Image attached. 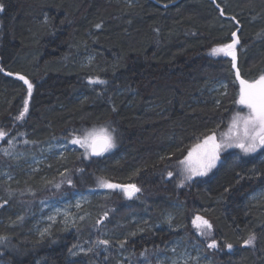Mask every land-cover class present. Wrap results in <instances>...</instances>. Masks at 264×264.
Here are the masks:
<instances>
[{"label": "trees", "instance_id": "16d2710c", "mask_svg": "<svg viewBox=\"0 0 264 264\" xmlns=\"http://www.w3.org/2000/svg\"><path fill=\"white\" fill-rule=\"evenodd\" d=\"M0 4V129L6 140H17L25 161L40 159L35 173L25 176L17 167L14 176L2 179L8 191L17 192L19 181L20 188L37 187L36 181L55 164L54 153L41 154L55 144L66 149L58 169L83 166L76 161L83 150L70 140L107 129L115 147L97 159L83 156L84 186L93 190L96 180L104 179L134 184L141 191L122 219L103 230V237L96 236V241H110L106 248L99 246L102 250L143 255L150 264H176L167 254L178 245L192 256L207 255L209 264H264V148L252 156L232 150L214 172L179 186L184 167L179 162L213 133L217 143L224 140L232 115L242 108L234 103L239 86L231 62L214 57L211 50L230 43L238 30L241 77L254 80L264 74V0ZM18 75L33 84L31 97ZM97 77L107 83H89ZM25 100L28 112L16 120ZM6 161L0 159V178ZM5 201L0 209V237L5 238L0 240V264H111L112 255L105 253L104 261L99 247L88 251L95 241L89 233L62 224L67 216L45 214L50 229L44 235L32 231L50 202L24 213L7 196L1 199ZM98 202L92 204L97 209ZM92 205L82 211L96 215ZM196 216L212 224L218 245L212 252L191 232ZM94 218L98 223L99 217ZM252 233L257 236L254 246H245Z\"/></svg>", "mask_w": 264, "mask_h": 264}, {"label": "rangeland", "instance_id": "374dc122", "mask_svg": "<svg viewBox=\"0 0 264 264\" xmlns=\"http://www.w3.org/2000/svg\"><path fill=\"white\" fill-rule=\"evenodd\" d=\"M238 46L239 44L236 46L237 56ZM213 56L216 58L222 57L228 59V57H225L223 54ZM221 85L222 89L226 88V85H224L223 83ZM223 93H225V90L223 91ZM237 112L243 115L247 113V109H244L242 107L240 110L236 111V113ZM236 113L232 115V119L236 115ZM232 119L230 120V125ZM229 128L226 130V134L229 133ZM99 132L100 131H98L97 133ZM78 148L83 150V152L81 155L77 156L76 161L78 164L82 163L83 166L78 165L76 169L68 170L72 169V166L67 165L64 168L58 169V166L56 167V163H58L57 160L65 159L66 149L62 145L57 146V144H55L53 146H50L49 150L44 151L41 154L44 156H49L50 154L54 153L55 164L54 168L48 166L46 175L42 176L40 179L39 177L41 175H37V178L39 179L38 181H36L37 187L29 184L20 188V183L22 184V182L19 181V184H16L19 187L17 188V192L11 189L8 191L1 183L2 179L3 181H5L7 180V178L14 176L17 167L21 169L20 171L25 176L29 173H35L37 171L36 164L40 159L33 156L29 160H27L28 162L25 161L24 159L26 158V156L21 152V150H19L17 140H12L11 145H9L8 140H6V138L4 137L2 140H0V159L7 160L5 166H7L8 168L6 169L3 178H0V203L3 204V207H6L7 203L1 202V199L2 197L7 196L14 208H20L22 211H24V213H26L27 210L28 212L32 210L35 205L41 206L46 205L47 202H50L51 208H48L46 211L41 209V212L39 213L37 221L34 225V229H32L33 232H46L48 229H50V227H48L47 223H45V220L49 217L53 218L58 215V217L60 218L67 216L68 218L61 220L62 224L66 225V222L70 223L71 226L75 224L79 233L86 234L87 232L90 234L91 238L94 239L96 238V236L103 237L104 231L107 228L112 229L113 222L119 219L121 220L124 211L130 209L131 206L135 205V203L139 200H136L137 193H135V195H133L131 199H129L125 194L123 186H128L130 184L120 185L118 183L111 182L122 187H118L115 189L102 188L98 183L101 179H97L95 189L89 190L88 187H85L84 178L83 176H80V173L84 172L83 167L84 164H87V159L83 158V156H85V150L79 146ZM262 149L263 148H258L256 152L246 155L236 147L222 148L219 152V159L222 160L225 155L232 150H238L244 156H252L259 153ZM5 150H7V154H5ZM87 157H90V155H88ZM212 172H214V170ZM69 180L71 181V184L68 183ZM56 185H59V187L57 188ZM8 187L11 188L10 185ZM96 202H98V204L100 203L98 209L92 205ZM129 202L131 204H129ZM88 205H92L91 208L95 210L96 215H90L87 213V211H82ZM3 207H0V209ZM136 209H138V207H136ZM45 214H47V216L49 217L43 218L42 216ZM105 214L107 215L105 216ZM94 216L99 217V221H101V223H97L98 219L96 220ZM107 220H109L110 223H108L106 227H103L104 223ZM63 231L64 228L61 229V233ZM191 232L204 243L205 248H207L209 252H212L214 250L207 247V245L212 240H215L213 236V229L210 235H200L197 228L192 224ZM95 241H93V243L89 245V248L92 249L94 245H96L97 241ZM88 243L89 241L86 240V245ZM98 249L101 251V255H103L104 261H107L108 259L105 256V253L112 255L113 258L110 261L111 264H150L146 259L143 258V255H127L125 252L113 254L109 249L102 250L100 247ZM187 250L188 249L186 247L175 245V247L173 248L170 247V254H167V257L170 261H172V263L176 264H178L177 262H180L181 264H190L192 259L194 261V264H202L204 262L209 264L210 262H212V259L207 255L197 254L192 256L190 252H187ZM161 259H164V255L161 256Z\"/></svg>", "mask_w": 264, "mask_h": 264}, {"label": "snow or ice", "instance_id": "6c2138e0", "mask_svg": "<svg viewBox=\"0 0 264 264\" xmlns=\"http://www.w3.org/2000/svg\"><path fill=\"white\" fill-rule=\"evenodd\" d=\"M219 7V5H217ZM4 11V6L0 4V12ZM223 15V10H221ZM234 19V18H233ZM47 23V17L45 18ZM97 28L100 25L96 26ZM233 40L230 43H225L220 47L213 48L211 50L212 55L223 54L225 57H230L232 61V67L236 68L237 54L236 46L239 44V39L236 38V32L232 33ZM0 71H4L0 68ZM11 74V73H8ZM235 78L239 81V92L238 98L234 103L247 109L246 114H240L239 112L233 117L229 128V133L226 134V138L220 142H216L215 133L209 135L193 147L184 160L179 163L184 165L181 175L183 179L180 181L179 186H184L185 180H191L195 176H206L213 168L216 167L217 161L219 160V152L222 148L236 147L239 148L243 153L250 154L257 151L258 148H264V74H261L257 79L248 80L241 77L239 70L235 73ZM18 79L22 80L27 85V95L31 97L33 91V84L25 78L23 75H18ZM90 84L105 85L107 81L97 78H90ZM28 112V100L24 102V109L16 116V120H23L25 114ZM114 131V130H112ZM7 133L0 129V140H2ZM12 140H8V144L11 145ZM28 143V141H25ZM70 143L78 145L85 150V156H102L105 152H108L115 147L114 137L112 132L107 129H101L99 133L95 131L86 132L82 136H74ZM7 154V150H5ZM168 176H172V172H168ZM71 184V181H68ZM99 186L102 188L115 189L122 187L120 185L111 183L109 181L101 179ZM58 188L59 185H56ZM123 190L129 199L132 198L135 193L140 192V188L136 185L123 186ZM228 191V189H225ZM5 201L4 203H6ZM0 207L3 204L0 203ZM107 214H105L106 216ZM18 219H23L22 217ZM101 223V221H98ZM193 226L197 228L200 235H210L212 231V224L201 216H196L193 220ZM44 235V233H41ZM5 239L0 237V240ZM257 240L256 234H249L248 238L244 241L245 246H254ZM121 243V247H123ZM110 241L107 239H100L96 242L94 247L103 245L107 247ZM208 248L215 249L218 247L217 242L212 240L208 245ZM226 247L231 250L232 245L226 244ZM92 249H88L91 251ZM71 252V250H70ZM73 255L75 253H72Z\"/></svg>", "mask_w": 264, "mask_h": 264}, {"label": "water", "instance_id": "95a60500", "mask_svg": "<svg viewBox=\"0 0 264 264\" xmlns=\"http://www.w3.org/2000/svg\"><path fill=\"white\" fill-rule=\"evenodd\" d=\"M149 1L153 2V0H149ZM173 5H174V3H173ZM169 6H170V5H169ZM215 7H216V9L219 11L220 16H221V17H225L224 14H223V15L221 14V10H222V9H221L220 7H217V5H216ZM162 8H165V7L162 5ZM235 32H236V38L238 39V36H237V35H238V30L235 31ZM231 39L233 40V36H231ZM228 60L231 62V66H232L231 58L228 57ZM236 65H237L236 68H233V67H232V71L234 72V75H235V73H236V71H237V69H238L237 61H236ZM238 70H239V69H238ZM236 81H237V80H236ZM237 82L239 83V81H237ZM105 153H106V152H105ZM105 153H104V154H105ZM104 154H103V155H104ZM103 155H102V156H103ZM92 157L95 158V159H97V158H100L101 156H92Z\"/></svg>", "mask_w": 264, "mask_h": 264}, {"label": "flooded vegetation", "instance_id": "af4514ba", "mask_svg": "<svg viewBox=\"0 0 264 264\" xmlns=\"http://www.w3.org/2000/svg\"><path fill=\"white\" fill-rule=\"evenodd\" d=\"M237 83H238V82H237ZM238 86H239V83H238ZM200 142H202V141H200ZM193 147H195V146H193ZM193 147H192V148H193ZM192 148H191V149H192ZM191 149H190V150H191ZM219 163H220V159L217 161L216 167L219 165ZM216 167H215V168H216ZM215 168H213L212 170H214ZM212 170H211V171H212Z\"/></svg>", "mask_w": 264, "mask_h": 264}, {"label": "bare ground", "instance_id": "6f19581e", "mask_svg": "<svg viewBox=\"0 0 264 264\" xmlns=\"http://www.w3.org/2000/svg\"><path fill=\"white\" fill-rule=\"evenodd\" d=\"M235 154V153H234ZM238 154V153H237ZM237 157V156H236Z\"/></svg>", "mask_w": 264, "mask_h": 264}]
</instances>
